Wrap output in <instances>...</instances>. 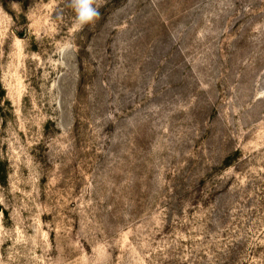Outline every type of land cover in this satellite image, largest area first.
Returning a JSON list of instances; mask_svg holds the SVG:
<instances>
[{"label":"rangeland","instance_id":"1","mask_svg":"<svg viewBox=\"0 0 264 264\" xmlns=\"http://www.w3.org/2000/svg\"><path fill=\"white\" fill-rule=\"evenodd\" d=\"M100 3L0 0V264H264V0Z\"/></svg>","mask_w":264,"mask_h":264},{"label":"clouds","instance_id":"2","mask_svg":"<svg viewBox=\"0 0 264 264\" xmlns=\"http://www.w3.org/2000/svg\"><path fill=\"white\" fill-rule=\"evenodd\" d=\"M69 7L74 12V26L79 30L94 24L100 18V0H69Z\"/></svg>","mask_w":264,"mask_h":264},{"label":"trees","instance_id":"3","mask_svg":"<svg viewBox=\"0 0 264 264\" xmlns=\"http://www.w3.org/2000/svg\"><path fill=\"white\" fill-rule=\"evenodd\" d=\"M20 37H22V36H20Z\"/></svg>","mask_w":264,"mask_h":264}]
</instances>
